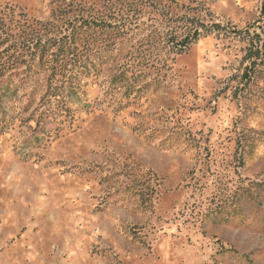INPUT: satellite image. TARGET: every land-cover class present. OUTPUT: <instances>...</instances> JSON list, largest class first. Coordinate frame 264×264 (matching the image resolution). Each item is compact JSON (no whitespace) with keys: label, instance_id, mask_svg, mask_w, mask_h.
Instances as JSON below:
<instances>
[{"label":"rangeland","instance_id":"1","mask_svg":"<svg viewBox=\"0 0 264 264\" xmlns=\"http://www.w3.org/2000/svg\"><path fill=\"white\" fill-rule=\"evenodd\" d=\"M125 1L0 0V264H264V0Z\"/></svg>","mask_w":264,"mask_h":264},{"label":"trees","instance_id":"2","mask_svg":"<svg viewBox=\"0 0 264 264\" xmlns=\"http://www.w3.org/2000/svg\"><path fill=\"white\" fill-rule=\"evenodd\" d=\"M107 2V8L108 12H90L87 16H80L78 18L81 20V25L91 28V27H98V28H109V27H117V26H123L125 22L128 20V18L124 17V3L127 5H130L134 3L133 1H125L124 0H106ZM147 1V0H146ZM117 3V5H116ZM135 4V3H134ZM136 5V4H135ZM90 8V7H89ZM137 10V9H135ZM111 19L113 21H111ZM191 23L196 24V27L193 29H190L187 34H185L180 40L174 41V45L176 47V51L179 53L183 51L187 46H189L191 43L197 41L201 37L207 36L208 34L214 32V31H220L224 30L225 26H222L220 23H211V24H204V22L200 21L199 19L195 20L191 18L188 20ZM19 20H15V24H19ZM23 24V23H22ZM24 25H27L26 22ZM30 29L29 32H33L36 29L31 28V25H27V27ZM232 31L235 34H240L242 37L246 38V40L250 43L249 48L247 50L246 57L251 59L252 63H255L257 58L262 57L263 55V48H264V39L261 40V44H259L260 36L256 32H250L248 28L245 29H234L231 28ZM36 33V32H35ZM37 34V33H36ZM0 35L3 39L9 40L10 37H12L11 27L7 25L3 19V17H0ZM53 38H43L40 35H38L34 40H25L24 43H27V45L33 48L40 49L41 52L45 50V48L50 45V42ZM175 38H172L174 40ZM54 41V40H53ZM251 69V67H250ZM244 76H247V71L244 73ZM7 88H3V92L6 91Z\"/></svg>","mask_w":264,"mask_h":264}]
</instances>
